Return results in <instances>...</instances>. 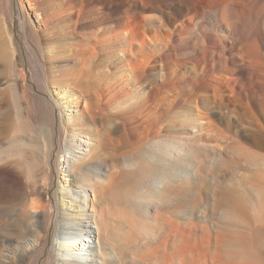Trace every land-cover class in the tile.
I'll return each mask as SVG.
<instances>
[{
	"label": "bare ground",
	"instance_id": "obj_1",
	"mask_svg": "<svg viewBox=\"0 0 264 264\" xmlns=\"http://www.w3.org/2000/svg\"><path fill=\"white\" fill-rule=\"evenodd\" d=\"M93 1L102 6L103 14L89 21L88 8L84 6L79 15L75 0H61L59 16L48 13L47 0H0L1 60L17 71L20 56L29 67L32 83L28 86L32 93L22 91L32 114L24 117L16 104L19 128L13 133L10 154L0 151V162L4 154L20 156L25 142L18 137L33 123L44 125L37 136L46 146L43 168L28 167L30 177L39 172L27 190L33 197L29 204L33 210L16 222L23 235L2 241L6 250L0 246V264H23L28 255H41L46 240L37 231L52 226L55 233L48 253L52 264H264V163L256 184L219 190L213 180L202 191L204 204L184 200L186 186L199 177L196 158L191 155L190 160L183 152L191 147L189 134L199 141L201 135L196 133L218 126L216 121L238 110L255 117L246 122L256 130L249 137L255 143L264 141V97L261 103L254 101L252 108L245 103L249 81L264 85V28L251 40L236 36V18L251 10L257 0H84L83 5ZM150 1L146 7L144 3ZM135 7L159 14L147 20ZM229 8L235 9L234 16ZM178 16L183 20L176 25ZM56 20L61 23L55 24ZM201 20L212 31L190 47L186 29ZM103 21L111 23V34L105 33L91 48L88 29L99 31ZM165 22L171 25L167 35L174 36L175 51L184 48L185 58L172 53V46L163 45L169 38L164 35ZM55 26L59 31L51 30ZM151 48L165 50L166 61L150 59ZM102 57L113 61L112 74ZM91 60L98 61L94 64L97 74L106 77L102 85L88 69ZM117 63L123 73L118 72ZM147 71L166 81L161 105L190 117L188 123L177 117L175 134L168 130L156 142L148 141L155 131L145 118L117 117L120 99L135 92ZM4 84L0 80V87ZM4 103L0 89V143L9 126ZM130 119L133 126H128ZM134 140L130 155L115 158ZM160 142L174 149L171 156ZM57 148L59 154L52 162ZM109 154L111 158L106 157ZM7 174L17 180L10 185L15 197L23 188L20 175L2 166L0 199L9 188L2 181ZM55 174L57 188L50 193ZM190 193L193 198L196 190ZM139 198L151 206L146 214L153 212L156 228L142 237L114 238L102 205L105 201L133 204ZM175 219L197 224L180 225ZM204 222L208 228L201 225ZM132 223L128 224L131 232ZM124 225L121 221L123 229Z\"/></svg>",
	"mask_w": 264,
	"mask_h": 264
},
{
	"label": "rangeland",
	"instance_id": "obj_2",
	"mask_svg": "<svg viewBox=\"0 0 264 264\" xmlns=\"http://www.w3.org/2000/svg\"><path fill=\"white\" fill-rule=\"evenodd\" d=\"M83 1L78 3L77 0H75V3H78L75 6V11L78 12L79 15L82 13L84 6L89 10V21L103 14L102 6L98 2L93 1L83 5ZM151 1L155 2L154 0ZM151 1L144 3V5L147 7V5H150ZM134 9L147 20H150L152 17L159 14L150 10L143 11V9L139 7H135ZM46 10L48 13L50 11V13L59 16L62 11L61 0H47ZM229 14L234 16L235 9L229 8ZM106 15L109 16L107 13ZM182 20L183 19L179 17L176 25L181 24ZM60 23L61 22L57 20L55 21V24ZM110 24L109 21H106V23L103 21L99 25V31L95 30L94 32L93 29H88L92 35V42L90 44L91 48L97 44V41L101 36L106 37L105 33L107 36H110L112 31ZM164 24L166 29L164 35L169 36L167 34L171 33V25L167 22ZM147 26H150V24H147ZM205 27H207V25L201 20L197 24L194 22L186 29L187 36L191 42L189 43L190 47L193 41H198V39L203 38L207 33L212 31ZM263 28L264 0H257L255 6L251 10L246 11L242 16L236 18L237 37L251 40L252 38L259 36ZM51 30L59 31L56 26ZM188 37L184 36L182 38ZM15 39L17 42L21 43L18 36H15ZM165 44L168 47L172 46L171 52L176 53L178 58L183 59L186 57L187 54L184 48V50L180 48L179 52L175 51L177 43L174 36H169V38L164 41L163 45ZM163 54H165V50L158 51L152 50V48L147 52L150 59L155 61L161 59L165 62L166 60L162 57ZM17 59L19 69L14 71L10 67L11 65H4L0 57V80L2 83H5L0 89L3 90L6 101L3 105L4 111L9 116V126H7L4 136L1 138L3 141L0 143V151L3 149L5 153L12 148V144L15 140L13 133L19 128L15 123L16 104L21 106L22 115L24 117L29 118L32 114L27 96L25 97L26 99H23L22 96V91L32 93V90L28 88V86L32 85L29 75V67L26 62L24 64L21 62L20 56H17ZM102 59L104 67H107L112 74L113 61L108 60L106 57H102ZM169 60H174V58H169ZM90 63L91 66H89L88 69H90L91 74H93L92 78H94V80L97 79L100 85L104 84L106 82V77L98 75V69L94 67V64L98 63V61L91 60ZM117 64L119 65L117 68L118 72L123 73L122 65L120 63ZM24 73H26L25 77H23ZM111 74H109V76H113ZM165 85L166 81L162 77H154L147 71L139 80L135 92L120 99L121 108L118 111L117 117L128 120V117L130 116L139 115L141 117L138 119L145 118L146 125L154 126L155 137L148 138V141L150 142L158 141V139L168 130L173 129L171 134L174 135L175 130L177 129L175 126V119L177 117H182L181 121L185 123L190 121V117L185 113H181L178 109L167 110L165 109L166 106L161 105V98H163V96L166 97V94L161 92L167 91L166 89L168 88V86ZM247 88H249V96H247L245 103L248 104V108H252V106H255L254 101L262 102V97H264V85H256L249 81ZM128 89L129 88H124L126 91ZM33 91L38 93L35 86ZM165 103H167V101H165ZM152 105H155V107H152ZM56 117L59 119V113H57ZM65 118L67 117L65 116ZM251 118L255 117H252L251 114H248L245 111L236 110L234 114H229L227 118L221 121H216L218 126H206L196 133L199 136L201 135L200 140L198 138L199 141H197V138L193 137L194 135L189 134L191 147L183 152L190 155L187 156L190 160L191 155L196 158V169L199 173V177L195 182L188 183L186 186V192L184 194L185 202H191L195 205L204 204L205 199L202 195V191L210 188L213 180L215 182H213V184H216L219 190L243 189L245 186L248 187V185L251 186L254 183L256 184V182H259V174L263 172V168L260 164L264 163V141L261 143H255V141L249 137L256 131L254 127L246 126V122L251 121ZM57 122L59 123V120ZM43 126L44 125L40 122H36L33 123L31 129H26L20 133L18 139L25 142V144L21 146L20 156L11 158V156L8 157L4 154L3 161L0 162V168L4 166L13 169L14 174H19L23 182V188L19 190L18 196L15 197V188H11L10 185H12L13 179L17 181L16 178L12 179L8 174L5 177L3 176L4 180L2 181L5 185L9 186V188L0 199V246L3 247H1V249L6 250L2 244L4 241L10 240L12 237L16 238L17 236L23 235L22 233L24 232H20L16 227V222L22 221L23 217L28 215V211L33 210V208L29 206L33 197L30 195L31 192L27 193V190H31L34 180L39 178V176L35 177L39 172L35 171L34 178L30 177L28 175V167L35 166V168L42 169L44 166V160L46 159V146L43 145V139L37 136V133H39L40 130H43ZM128 126H133L131 124V119L128 121ZM134 142L136 141L134 140L129 145L124 146L115 158L118 159L119 156L121 158L122 156L130 155L133 150ZM160 146L164 148L162 150L166 152L167 156H171L174 149L169 143L165 144V142H160ZM8 154L10 153L8 152ZM57 154H59L58 148L53 153L52 162L56 159ZM106 157L111 158L110 154ZM115 158L112 157V161L116 164L117 160ZM57 181L58 176L55 174V181L53 187L50 189V193H53L56 190ZM193 190H196V194L191 198L190 191L193 192ZM12 199H14L13 202L11 201ZM33 204L36 206L39 205L36 203ZM150 207L151 206H149L147 202L139 198L133 204L105 201L101 210L104 214H107V217L105 216V221L114 238L122 237L124 235L142 237L152 232L157 225L155 217L152 216L153 212L150 210L146 214ZM38 209L41 210L42 208ZM121 221L126 223L124 229L121 226ZM174 221L180 225L185 224L187 226H195L197 224L194 220L183 221L181 219H175ZM130 222H133L132 224L134 226L132 232L128 229V224ZM201 225L208 228L207 222L201 223ZM38 231L37 236L46 240L43 252L39 256L36 254L28 255L23 264H52L48 259V253L53 242L55 227L52 226L46 231H41L40 229ZM207 231L208 230L205 232Z\"/></svg>",
	"mask_w": 264,
	"mask_h": 264
}]
</instances>
